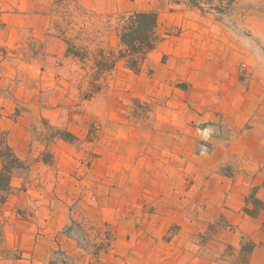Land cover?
Segmentation results:
<instances>
[{"label": "rangeland", "instance_id": "374dc122", "mask_svg": "<svg viewBox=\"0 0 264 264\" xmlns=\"http://www.w3.org/2000/svg\"><path fill=\"white\" fill-rule=\"evenodd\" d=\"M7 4L0 29L16 12ZM39 4L48 32L18 26L0 46V117H25L30 133L18 169L46 181L55 169L82 187L71 228L92 252L120 244L136 264H250L240 217L264 211L254 204L264 205V157L243 153L242 137L264 131V0H235L226 15L169 0ZM144 11L158 15L161 42L138 73L122 62L108 71L118 19ZM63 34L85 59L67 55Z\"/></svg>", "mask_w": 264, "mask_h": 264}, {"label": "crops", "instance_id": "0c3cea01", "mask_svg": "<svg viewBox=\"0 0 264 264\" xmlns=\"http://www.w3.org/2000/svg\"><path fill=\"white\" fill-rule=\"evenodd\" d=\"M8 7L14 6L15 13L3 14L0 29V46H5L16 34L18 26L30 27L37 37L48 32L50 18L39 4L42 0H4ZM4 37V38H3ZM7 38V40L5 39ZM252 113H242L247 120ZM25 117L4 113L0 117V133L6 134L8 145L22 161L28 154L30 133ZM20 135L23 141L18 139ZM243 153L259 158L264 157V131L254 128L243 135ZM41 162L36 167H41ZM3 163L0 160V173ZM46 171V169H44ZM46 178L38 179L28 171H13L10 190L0 204V264H136L127 255L128 247L117 244L115 253L110 251L92 252L82 247L73 234L72 216L69 205L77 198L82 187L73 180L60 178L55 169L47 170ZM263 179L259 184L263 183ZM47 182V183H46ZM66 184L68 187H66ZM68 188V189H67ZM257 198L264 203V187H259ZM240 235L250 240L254 250L250 264H264V211L256 218L241 215ZM233 246L239 244L235 235L227 234ZM61 253V257L58 256ZM148 258V255L142 258ZM137 264H150V260ZM153 264H160V257ZM172 264H177L173 261ZM198 264H226L208 256Z\"/></svg>", "mask_w": 264, "mask_h": 264}, {"label": "trees", "instance_id": "16d2710c", "mask_svg": "<svg viewBox=\"0 0 264 264\" xmlns=\"http://www.w3.org/2000/svg\"><path fill=\"white\" fill-rule=\"evenodd\" d=\"M169 2L172 5H185L204 14L216 13L219 15H226L235 4V0H169ZM116 29L120 48L116 54L111 55V58L105 61L107 64L106 69L112 71L119 62H122L128 69L138 73L148 55L156 49L162 40L159 33L158 15L153 11L133 12L122 15L117 21ZM65 35L63 34V40L67 44V55L78 59H85V55L81 54ZM0 160L3 163L0 173V203H3L10 190L13 171L22 168L23 163L15 155L12 148L8 145L5 136L1 133ZM254 204L259 205L264 210V205L259 201L255 200ZM246 213L249 215L256 214L249 211V209H246ZM49 264L58 263L52 261ZM62 264L66 263L62 262Z\"/></svg>", "mask_w": 264, "mask_h": 264}]
</instances>
